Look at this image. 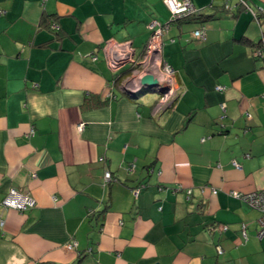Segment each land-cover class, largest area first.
I'll use <instances>...</instances> for the list:
<instances>
[{
  "label": "crops",
  "instance_id": "obj_1",
  "mask_svg": "<svg viewBox=\"0 0 264 264\" xmlns=\"http://www.w3.org/2000/svg\"><path fill=\"white\" fill-rule=\"evenodd\" d=\"M191 2L162 47L178 96L156 110L121 89L134 63L88 54L129 40L139 61L163 0H0V201H36L2 212L0 264H264L260 214L230 195L264 188V0Z\"/></svg>",
  "mask_w": 264,
  "mask_h": 264
},
{
  "label": "built area",
  "instance_id": "obj_2",
  "mask_svg": "<svg viewBox=\"0 0 264 264\" xmlns=\"http://www.w3.org/2000/svg\"><path fill=\"white\" fill-rule=\"evenodd\" d=\"M246 9L253 11L247 6L244 1H241ZM166 8L170 12V20L168 22H159L152 20L147 24V28L150 30L148 40L145 44L143 55L137 62L134 60V49L132 42L125 40L117 42L115 40H107L100 49H95L91 54H88L92 61L99 60V56H103L106 65L112 72H117L123 66L134 63L136 66L133 68L122 81L121 89L128 95H135L139 93L140 83L139 79L147 74L153 73L159 79L160 85L157 88L158 98L156 100V110H163L173 104L178 96V91L175 83V76L171 66L165 62L162 58L163 36L167 34L170 23L172 20L182 18L187 15H192L196 12V8L191 0H163ZM227 7V6H226ZM2 10H0L1 13ZM254 14V13H253ZM52 29H57L56 23L51 24ZM193 36L198 40L205 39V29L201 27L193 31ZM255 55L263 56V49H256ZM101 53V54H100ZM224 87L218 86L217 90H223ZM224 109V103L220 104ZM83 124H79V128H82ZM31 130L30 133H32ZM235 168L239 169L240 164L233 161ZM105 181L112 179V175L109 171L104 173ZM139 192V188L133 189V193L136 196ZM215 192V190H213ZM187 193H191V190H187ZM230 195L233 198L239 199L245 202L249 207L256 210L260 215L258 217L259 237L264 234V188L247 193L232 191ZM36 205L35 198L18 188L11 187L8 190L6 196L0 201V229L5 226V220L2 216V212L7 209L17 210L23 212ZM227 228L226 225H219V230L224 231ZM245 226L242 224V235L246 238ZM76 242H69L66 244V248L69 250L76 247ZM218 254L222 253V248L217 247Z\"/></svg>",
  "mask_w": 264,
  "mask_h": 264
},
{
  "label": "water",
  "instance_id": "obj_3",
  "mask_svg": "<svg viewBox=\"0 0 264 264\" xmlns=\"http://www.w3.org/2000/svg\"><path fill=\"white\" fill-rule=\"evenodd\" d=\"M140 89L139 92H157L160 85L159 79L153 73H147L139 79Z\"/></svg>",
  "mask_w": 264,
  "mask_h": 264
},
{
  "label": "rangeland",
  "instance_id": "obj_4",
  "mask_svg": "<svg viewBox=\"0 0 264 264\" xmlns=\"http://www.w3.org/2000/svg\"><path fill=\"white\" fill-rule=\"evenodd\" d=\"M166 34L163 36V42H164V45H163V48L165 49V46H166ZM167 49V48H166ZM141 98L143 101H146V102H150V103H153L157 100L158 98V93L157 92H145L144 94H141Z\"/></svg>",
  "mask_w": 264,
  "mask_h": 264
},
{
  "label": "trees",
  "instance_id": "obj_5",
  "mask_svg": "<svg viewBox=\"0 0 264 264\" xmlns=\"http://www.w3.org/2000/svg\"><path fill=\"white\" fill-rule=\"evenodd\" d=\"M247 4V3H246ZM248 6V5H247ZM246 8V7H245ZM250 8V7H249ZM251 9V8H250ZM248 10V9H247ZM252 10V9H251ZM169 11V10H168ZM248 11H250V10H248ZM253 11V10H252ZM251 12V11H250ZM196 13V12H195ZM195 13H193L192 15H187V16H184V17H182V18H178V19H175V20H182V19H186V18H189V17H191V16H193ZM253 13H254V11H253ZM254 16H256V14L254 13ZM172 21H174V20H172ZM52 23H55V22H52V21H50L49 23H48V28L51 30V31H53V32H56L57 30H58V28L57 29H52L51 28V24ZM262 48V47H261ZM264 52V51H263ZM264 55V54H263ZM234 161V160H233ZM233 161H232V163H233Z\"/></svg>",
  "mask_w": 264,
  "mask_h": 264
}]
</instances>
